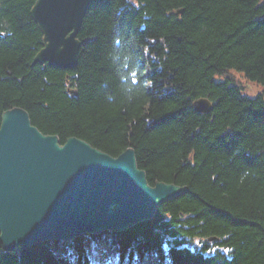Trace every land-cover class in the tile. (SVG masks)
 Returning <instances> with one entry per match:
<instances>
[{"label": "trees", "instance_id": "1", "mask_svg": "<svg viewBox=\"0 0 264 264\" xmlns=\"http://www.w3.org/2000/svg\"><path fill=\"white\" fill-rule=\"evenodd\" d=\"M34 1L0 0V122L21 107L60 143L132 146L149 184L189 190L118 233L0 243V264H264V0H96L72 70L32 63Z\"/></svg>", "mask_w": 264, "mask_h": 264}, {"label": "water", "instance_id": "2", "mask_svg": "<svg viewBox=\"0 0 264 264\" xmlns=\"http://www.w3.org/2000/svg\"><path fill=\"white\" fill-rule=\"evenodd\" d=\"M94 1H34L30 15L43 45L33 64L77 66V34ZM193 106L198 112L211 110L206 98L194 100ZM188 190L163 181L149 184L130 146L113 156L76 136L60 143L57 135L31 124L21 107L1 114L0 243L5 250L126 230L150 220L160 204Z\"/></svg>", "mask_w": 264, "mask_h": 264}, {"label": "rangeland", "instance_id": "3", "mask_svg": "<svg viewBox=\"0 0 264 264\" xmlns=\"http://www.w3.org/2000/svg\"><path fill=\"white\" fill-rule=\"evenodd\" d=\"M234 74H235V76H236L237 78H239V79L243 82V84H244V86H245V88H244V90H243L244 93H247L248 95L254 96V95H256L259 91H261V86H260L259 84H257V83H253V82H249V81H246L245 79H243V78L241 77V74L238 73V72H235Z\"/></svg>", "mask_w": 264, "mask_h": 264}]
</instances>
